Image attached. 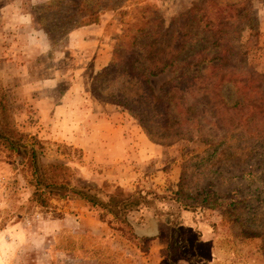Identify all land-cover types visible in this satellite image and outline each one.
<instances>
[{
    "label": "rangeland",
    "instance_id": "1",
    "mask_svg": "<svg viewBox=\"0 0 264 264\" xmlns=\"http://www.w3.org/2000/svg\"><path fill=\"white\" fill-rule=\"evenodd\" d=\"M49 1L0 0V93L10 119L42 141L44 162L70 166L105 199L115 186L144 199L117 217L75 198L43 207L27 175L0 152V264H264V121L232 106L246 90L239 81L249 83L248 100L253 87L264 91V0ZM79 2L100 11L97 22L66 20ZM195 7L204 8L199 21L189 19ZM144 23L162 26L166 40L182 26L191 46L220 29L219 42L231 45L221 47V65L199 74L205 85L183 91L181 115L167 116L128 69L148 38L136 32ZM177 73L151 77L153 91L161 86L163 96ZM128 96L143 114L145 107L149 131L115 101ZM178 115L180 125L171 121Z\"/></svg>",
    "mask_w": 264,
    "mask_h": 264
},
{
    "label": "trees",
    "instance_id": "2",
    "mask_svg": "<svg viewBox=\"0 0 264 264\" xmlns=\"http://www.w3.org/2000/svg\"><path fill=\"white\" fill-rule=\"evenodd\" d=\"M61 1L62 0H52L49 1L47 5L52 6L54 4H59ZM116 1L120 2L122 0ZM74 4L75 3L72 5ZM78 4L80 5V8L78 7L66 17V20L72 26L86 25L98 21L100 11L97 12L94 8H83L82 2H79ZM118 4L119 3H117L112 9H117L119 7ZM105 8L106 7L103 9ZM145 8H147V6H145ZM79 12H81V14ZM203 12V7H195L194 10H192V13H190L189 19L195 18L196 16L199 21L200 18L204 16L202 14ZM67 13H70V10H67ZM75 16L77 19L83 16L87 18H83L79 21L75 19ZM157 17L160 18L159 16ZM211 20L212 18L209 17L208 21L211 22ZM210 29L213 30L212 33H209V30L206 29V32L209 33L208 37H217L209 42L206 41L204 44H194L195 47L191 46L193 44H189L188 41V44L184 41L185 35L180 31L182 30V26L179 31H175V39L169 38L167 40L165 39L166 34L163 33L162 26H157V28L152 29V27H147V23H144V25L139 27L136 31L140 34L139 36L147 34L148 38L145 41L140 42L141 48H144V53L142 54V49L138 47L136 55L134 57L131 56L132 59L129 61L128 69H130V73H134L133 71H135L140 74L139 77L141 78L142 85L145 87V90L150 92L149 95L152 96L154 101H161L165 104L164 110L167 116H169V114L170 116H174L177 113L181 115L179 108L181 110L185 103L183 91L188 89L192 93L198 88L197 84H200L201 87L202 84L205 85V82L200 83L202 77L199 76V74L206 70L207 66L216 67L221 65V62L226 58V55L220 52L222 46L231 48V45L219 42L218 35H220V29L217 32L214 28L210 27ZM151 30H153L152 33ZM151 36L153 39L149 41ZM136 44H139V42H136L135 37H133L130 45L133 47L137 46ZM181 52L183 55H180ZM132 54L133 50L131 55ZM215 60H220V62L213 64V61ZM193 68L196 69L191 71ZM185 70L189 71L185 72ZM167 71L172 73L179 72L176 76L172 77V81H167L162 85L164 87L166 86V89L164 90V93H162L163 96H161V86L158 91L159 93L154 92L150 83V78ZM135 79L136 75L131 74L130 81ZM135 81L137 82V80ZM137 83H139V81ZM239 83H241L242 88L246 90L232 103V106L250 107L252 111L259 112L258 117L252 116L251 120L258 119L264 121V106L261 105V107L254 104L262 101L264 98V91H260L253 87L257 92H253L254 89H252L251 91L253 92V95L248 100V93L250 92L249 83L242 84L241 81H239ZM134 95L141 96L137 89ZM133 96H128V99L124 102H121L120 98L115 101H118L117 103L127 107L138 121L142 123L144 129L149 131L146 122L147 120L144 119L146 111L145 107L143 108V114V112L139 110L142 107L133 104L135 103V99H132ZM247 100L248 102H244ZM226 103L228 102L226 101ZM171 107L174 108L171 109ZM183 110L187 111L189 109L183 108ZM179 115L176 119L175 117L171 119V121L176 122L177 125H180ZM0 116V152H5L6 157L11 159L13 164L18 165L20 170L27 175V180L33 187L31 196L39 205L43 207L49 206L51 198L59 200L65 198L82 199L90 207L98 208L100 210V217H103L104 214H111L114 217H117L121 210H130L131 208L138 207L141 203L139 200L140 197L144 199V196L140 194L137 196V193L124 192L119 186H115L114 189L106 195L107 198L105 199L101 188L98 186H91L82 182L80 179L75 178V173L70 166L60 161L44 162L42 160L44 148L42 141L36 136H31L20 131L16 127L15 123L10 119L11 116L9 113L8 101L3 93H0ZM195 119L196 115L194 116L193 114L190 117V120L191 122H194ZM230 132L231 131H227L226 135L230 134ZM217 143L220 144V142ZM213 152H215V150ZM250 172V170L247 172L248 175ZM254 178H256V176H254ZM139 193H141V191H139ZM198 195L202 197L200 200L201 204L207 203V194H202V192H200ZM235 202L234 199L231 198L228 200L226 206L231 207ZM261 228H263L262 231L264 232V225L263 227H260V229ZM143 233H145V231H143ZM157 233V229H155L153 232H146V236L154 237ZM172 241L173 239L170 238L167 246L169 251L173 248Z\"/></svg>",
    "mask_w": 264,
    "mask_h": 264
},
{
    "label": "crops",
    "instance_id": "3",
    "mask_svg": "<svg viewBox=\"0 0 264 264\" xmlns=\"http://www.w3.org/2000/svg\"><path fill=\"white\" fill-rule=\"evenodd\" d=\"M155 240H157V239H155ZM215 254H216V252H215ZM218 254V253H217ZM212 258H213V256H212ZM216 258V257H215ZM214 259V258H213ZM216 262V261H215ZM213 264H215V263H213Z\"/></svg>",
    "mask_w": 264,
    "mask_h": 264
}]
</instances>
